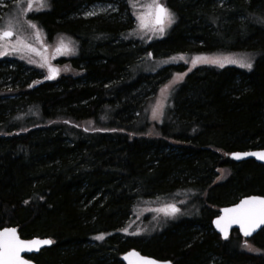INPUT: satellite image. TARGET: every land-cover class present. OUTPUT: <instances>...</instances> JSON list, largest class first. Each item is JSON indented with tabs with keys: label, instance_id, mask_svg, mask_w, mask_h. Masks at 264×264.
Listing matches in <instances>:
<instances>
[{
	"label": "trees",
	"instance_id": "16d2710c",
	"mask_svg": "<svg viewBox=\"0 0 264 264\" xmlns=\"http://www.w3.org/2000/svg\"><path fill=\"white\" fill-rule=\"evenodd\" d=\"M101 1L50 0L35 16L47 36L78 41L57 62L79 76L49 79L0 59V231L50 238L36 264H122L130 249L172 264H264V228L252 251L237 231L222 240L212 228L221 207L264 196V166L227 156L264 148V0H164L175 23L146 43L131 38L126 0L122 18L80 16ZM182 53L224 67L144 68ZM171 82L152 123L147 104ZM218 169L226 176L214 183ZM179 191L188 216L149 237L124 233L139 201Z\"/></svg>",
	"mask_w": 264,
	"mask_h": 264
},
{
	"label": "rangeland",
	"instance_id": "374dc122",
	"mask_svg": "<svg viewBox=\"0 0 264 264\" xmlns=\"http://www.w3.org/2000/svg\"><path fill=\"white\" fill-rule=\"evenodd\" d=\"M131 16L134 19V28L131 32V38L137 39L139 42L146 43L150 40H159L163 38L169 29L172 27H166L163 33L159 31H153L150 27L145 29L139 27V22L136 20L135 12L137 15L144 12V8L141 6L146 0H137V7L134 9L130 6L129 0H126ZM125 0H103L91 5H85L80 11V16L83 18H89L99 15L108 16L111 14H118L120 18L124 17V9H120L124 6ZM164 3V0H162ZM48 6L43 10L37 11L38 4L33 5L31 11H25L27 8V0H0V30H4L7 27V22L12 20L15 27L13 29V36L6 42L7 47L3 49L4 54L0 55V59L11 60L8 64L11 67L15 65H22L27 70H38L48 78L52 75L50 69H55V78L61 76H79L80 72L71 67L69 62L59 64V60H68L74 57L78 52V41L73 37H70L64 33H58L53 36H47L44 30L39 25V21L35 16L39 13L46 12L50 6V0H47ZM165 4V3H164ZM90 12H95V15H88ZM29 22L34 23L37 27L35 29L29 27ZM38 34V35H37ZM23 41L31 49L19 47L14 50L12 45L17 43V39ZM61 42L68 49L67 51L57 52V48L61 47ZM183 56V59L180 57ZM175 57L176 59H173ZM243 60L247 61V58L243 57ZM193 62V55L190 53L174 54L162 58H157L153 62L144 66L145 69L155 71L161 67L184 63L191 65ZM43 65V66H40ZM173 83H169L164 86L159 92L155 100H151L147 104V112L152 123H158L161 120L162 113L165 108L170 105L168 96L170 95ZM156 112V118H153V113ZM226 176V171L218 169L216 171V178L214 183L221 181ZM187 195L184 192H176L163 197H156L154 199H145L139 201L133 209L131 218L123 231L125 234L136 237H149L159 233L162 229L171 223L177 222L189 214V206L186 204ZM169 205H174L178 212L172 213ZM167 213V214H166ZM126 230V231H125ZM243 248L246 251H252V247L248 240L243 242Z\"/></svg>",
	"mask_w": 264,
	"mask_h": 264
},
{
	"label": "snow or ice",
	"instance_id": "6c2138e0",
	"mask_svg": "<svg viewBox=\"0 0 264 264\" xmlns=\"http://www.w3.org/2000/svg\"><path fill=\"white\" fill-rule=\"evenodd\" d=\"M34 3L39 5L36 9L37 11L43 10L48 6L47 0H27V8L25 11H31ZM129 4L135 9L137 7V0H129ZM141 6L144 8L143 13L139 15L135 12L133 13V15L136 16V20L139 22V27L145 29L150 27L153 31L163 33L166 27H170L175 23V14L171 12L164 3H162V0H146ZM95 14V12L88 13V15ZM14 27L15 25L13 21L9 20L7 22V27L4 30H0V55L4 54L3 49L8 46L6 42L14 34ZM29 27L35 29L37 26L34 23L29 22ZM12 47L14 50H17L19 47H24L31 51H35V49H31L29 45L24 44L19 38L17 39V43L12 45ZM67 50L68 49L63 45V42H61V47L57 48V52ZM173 59L176 58L173 57ZM180 59H183V56H181ZM201 59L206 63L218 64L220 67H224V63L219 60H209L200 57L195 58L193 64ZM227 62L238 64L239 67L247 68L248 70L252 69L251 62H238L232 59L227 60ZM50 71L52 72V75L48 78L52 79L56 74V70L50 69ZM182 78L183 77H179V79ZM153 118H156L155 111L153 113ZM234 155L236 159H239L241 156L240 153ZM243 155H255L260 159H264V153H244ZM168 207L173 214L179 211L174 205H169ZM223 212L225 215L217 219L215 224L218 230L223 233L225 239L228 238L227 229L232 224L239 225L244 236H250L257 228L264 225V198L251 197L243 199L236 206L223 209ZM94 239L102 240L103 236H96ZM52 243L53 241L51 240H22L17 235V230L15 228H5L3 231H0V264H28V261L21 257L22 252L33 251L34 249L38 250L39 246L50 245ZM124 259L128 261V264H157V262L151 258L141 257L134 251L125 256Z\"/></svg>",
	"mask_w": 264,
	"mask_h": 264
},
{
	"label": "water",
	"instance_id": "95a60500",
	"mask_svg": "<svg viewBox=\"0 0 264 264\" xmlns=\"http://www.w3.org/2000/svg\"><path fill=\"white\" fill-rule=\"evenodd\" d=\"M236 153H240L241 156L239 159H236L235 158V155ZM244 153H264V148L263 149H254V150H246V151H242V152H232L230 154H228V158L231 159L232 161L234 162H241V161H247V160H253L254 162L258 163V164H261L264 166V159H260L258 158L257 156L255 155H243ZM251 197H259V198H264V196H257V195H251V196H245V197H242L240 200H238L236 203L232 204V205H228V206H225V207H221L218 211V214L217 216H215L213 219H212V228L214 230V232L216 234L219 235V237L222 239V240H226L224 238V235L223 233H221L216 224H215V221L217 219H219L220 217L224 216L225 213L223 212V209L225 208H232L234 206H236L237 204L240 203L241 200L243 199H247V198H251ZM7 228H14V227H7ZM264 228V225H261L259 228H257L250 236H244L242 231L240 230L239 228V225L237 224H232L231 226L228 227L227 231H228V237L230 236V234L233 232V231H237L239 233V235L241 237H243L244 239H247L249 240L250 238H252L254 235H256L259 231H261L262 229ZM5 229V228H4ZM4 229H2L1 231H3ZM16 229V228H15ZM17 230V229H16ZM17 235L19 236V233L17 231ZM20 237V236H19ZM20 239H22L20 237ZM22 240H51L50 238H45V237H32L30 239H22ZM52 241V240H51ZM52 244L50 245H43V246H39L38 247V250H33V251H25V252H22L21 253V257L25 260L28 261V264H36L32 259L31 257H33L34 255H37L41 250L45 249V248H48L50 247ZM136 252L138 253L141 257H148V258H151L152 260L156 261L157 264H172V262L170 260H157L153 257H149V256H145V255H142L139 251L135 250V249H130L129 251L123 253L120 257V261L122 262V264H128V261L124 259L125 256H127L129 253L131 252Z\"/></svg>",
	"mask_w": 264,
	"mask_h": 264
},
{
	"label": "flooded vegetation",
	"instance_id": "af4514ba",
	"mask_svg": "<svg viewBox=\"0 0 264 264\" xmlns=\"http://www.w3.org/2000/svg\"><path fill=\"white\" fill-rule=\"evenodd\" d=\"M219 211V210H218Z\"/></svg>",
	"mask_w": 264,
	"mask_h": 264
}]
</instances>
